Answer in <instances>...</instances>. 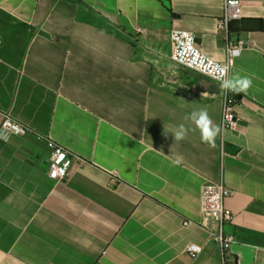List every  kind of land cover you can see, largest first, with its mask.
Wrapping results in <instances>:
<instances>
[{"label":"crops","instance_id":"1","mask_svg":"<svg viewBox=\"0 0 264 264\" xmlns=\"http://www.w3.org/2000/svg\"><path fill=\"white\" fill-rule=\"evenodd\" d=\"M241 4L222 29L224 0H0V124L31 129L0 137V264H223L200 204L221 181L233 260L264 264V0ZM175 30L219 63L242 42L231 75L253 86L223 157L220 137L171 133L200 108L221 124L224 106L219 83L172 61ZM52 144L74 160L61 182Z\"/></svg>","mask_w":264,"mask_h":264},{"label":"built area","instance_id":"2","mask_svg":"<svg viewBox=\"0 0 264 264\" xmlns=\"http://www.w3.org/2000/svg\"><path fill=\"white\" fill-rule=\"evenodd\" d=\"M243 16V9L241 0H235V3H230V0H224V15L218 21L219 27L222 29L228 28L232 21L241 19ZM196 37L189 31L175 30L171 34V58L172 61L188 67L193 71L201 74L205 77L213 79L210 75L205 74L201 69L200 62L203 61L204 65H207L211 60L215 64L221 66L228 63L229 60L233 61L229 75L234 66L236 58L241 55L242 42H228L227 43V56L224 63H219L211 57L204 54L196 44ZM239 49L240 54L238 56L233 53ZM215 80V79H213ZM217 83L220 81L215 80ZM224 95V106L222 110L221 125L225 129V132L236 128L237 116H236V103L237 98L234 93L223 91ZM226 116H230L231 119H225ZM8 124V128H5V124ZM14 127H19L23 131L17 133ZM7 132L8 138L11 136H24L31 132V129L18 124L13 120L9 114L4 116L3 122L0 124V137H3L4 133ZM224 132V134H225ZM221 156L225 155L223 138ZM51 152L48 159V177L55 182L64 181L73 165V158L70 157L69 153L60 145L52 144ZM78 159V158H77ZM79 160V159H78ZM232 194L231 190L221 181L216 184H204L202 187L200 204L203 212L209 214L212 218V222L216 226V231L211 234L212 239L217 243L222 257L223 264H236L232 258V247L237 244V237L234 233L228 230V226L234 222V215L232 211L225 206V199L230 197ZM188 225L189 223H186ZM187 254L195 258L201 252L199 245L192 244L188 246L186 250Z\"/></svg>","mask_w":264,"mask_h":264},{"label":"clouds","instance_id":"3","mask_svg":"<svg viewBox=\"0 0 264 264\" xmlns=\"http://www.w3.org/2000/svg\"><path fill=\"white\" fill-rule=\"evenodd\" d=\"M230 3H235V0H230ZM240 54L239 49H237L233 55L238 56ZM201 69L205 74L210 75L213 79L220 81V89L225 93L231 92L234 94L243 93L246 94L248 90L253 86V77L248 75H241L240 73H235L229 75L230 69L232 67L233 61L229 60L227 64L221 66L219 64L213 63L211 60L207 65L200 62ZM206 93H203L204 95ZM186 119L190 120L194 125V129L187 128L184 124L178 125L172 134L174 135L175 141H182L187 138L190 131L199 130L201 141L207 144L211 148L216 147V140L218 137L223 138L225 129L221 124L214 123L212 117L209 114L207 108H200L198 110H193ZM225 119L230 120V116H226ZM5 128H8L6 122ZM17 133H21L23 130L19 127H14ZM3 138L7 141V132L4 133ZM174 163H179V160L174 161Z\"/></svg>","mask_w":264,"mask_h":264},{"label":"water","instance_id":"4","mask_svg":"<svg viewBox=\"0 0 264 264\" xmlns=\"http://www.w3.org/2000/svg\"><path fill=\"white\" fill-rule=\"evenodd\" d=\"M244 37V36H243Z\"/></svg>","mask_w":264,"mask_h":264}]
</instances>
